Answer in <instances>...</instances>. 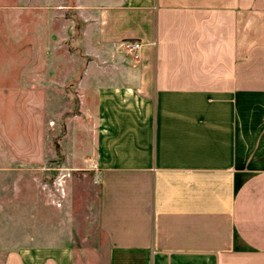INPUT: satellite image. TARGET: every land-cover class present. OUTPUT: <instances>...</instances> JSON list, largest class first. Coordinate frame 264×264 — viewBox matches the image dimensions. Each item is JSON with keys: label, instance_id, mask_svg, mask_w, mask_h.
Masks as SVG:
<instances>
[{"label": "crops", "instance_id": "1", "mask_svg": "<svg viewBox=\"0 0 264 264\" xmlns=\"http://www.w3.org/2000/svg\"><path fill=\"white\" fill-rule=\"evenodd\" d=\"M83 10L95 28L77 84L95 108L84 111L87 167L100 184V231L112 252L132 255L119 263L264 264L250 115L251 97L264 96V0ZM131 42L142 43L137 56L123 49ZM72 262L70 247L0 236V264Z\"/></svg>", "mask_w": 264, "mask_h": 264}, {"label": "rangeland", "instance_id": "2", "mask_svg": "<svg viewBox=\"0 0 264 264\" xmlns=\"http://www.w3.org/2000/svg\"><path fill=\"white\" fill-rule=\"evenodd\" d=\"M100 1L0 0V227L11 231L0 236L70 247L72 264L132 257L99 229L84 114L95 108L77 88L95 33L83 5ZM250 115L251 167L264 168V96L251 97Z\"/></svg>", "mask_w": 264, "mask_h": 264}, {"label": "built area", "instance_id": "3", "mask_svg": "<svg viewBox=\"0 0 264 264\" xmlns=\"http://www.w3.org/2000/svg\"><path fill=\"white\" fill-rule=\"evenodd\" d=\"M142 43L140 42H131L124 45L125 51L133 56H137L140 51Z\"/></svg>", "mask_w": 264, "mask_h": 264}]
</instances>
